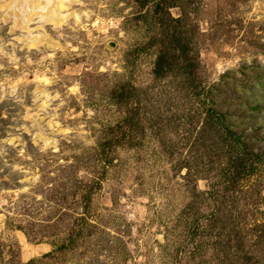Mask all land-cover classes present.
<instances>
[{"label":"rangeland","instance_id":"374dc122","mask_svg":"<svg viewBox=\"0 0 264 264\" xmlns=\"http://www.w3.org/2000/svg\"><path fill=\"white\" fill-rule=\"evenodd\" d=\"M178 3L196 81L252 174L231 182L217 136L199 135L204 99L156 76L153 4L0 0V264H264V0ZM80 186L91 225L45 258L82 225Z\"/></svg>","mask_w":264,"mask_h":264},{"label":"trees","instance_id":"16d2710c","mask_svg":"<svg viewBox=\"0 0 264 264\" xmlns=\"http://www.w3.org/2000/svg\"><path fill=\"white\" fill-rule=\"evenodd\" d=\"M137 2L142 8L145 7V5L153 4L155 9L154 14L150 16L149 13L144 16L141 15V17L143 19L148 18V20H154L155 14L157 13L159 14L158 20L160 19L159 21L162 22L163 25L162 31L160 33L161 51L156 61V76L160 79L166 78L168 76H182L181 78L185 80L182 86L184 89L186 88L188 91H190L188 95H191L192 98H197L198 102L201 101L202 98L204 99L203 102L201 101L203 106L207 105V108L204 109V113L200 111V108L198 109L200 116L203 115V118H200L204 121V124L200 128L199 135L204 139L211 138L212 133L217 136V142H215V144H219L221 155L223 156V154H225L227 156V163H225L222 170H224V172L229 171L230 169L234 170L235 173L233 174L235 176L232 177L231 182L233 184H238L241 179L247 178L252 174L254 167L251 164L257 160V156L251 154L250 152L247 153L246 155L250 159L251 163L248 167L245 166L243 154H245L244 149H246V146L242 140V137L235 134L228 128V126L225 125V114L220 113L212 106H209V104L211 105L209 102V94L211 91L206 89V87H202V85L198 84L196 81V72L200 64L197 62V55H191V52L194 48L191 46V41L188 38V33L185 29V25H187V17L183 13L179 17H174L171 13L173 8H180L178 0H137ZM196 53L198 54V52ZM180 60H182L181 64H179ZM173 68L177 69L178 71L175 72ZM94 191V186H91L90 188H83L80 186L79 189H76L73 193L71 192L73 195L79 194V197L76 199L78 201L73 202V204L76 207V210H81L80 215H77L75 219L76 222H79L82 225L79 226V229L69 230V232L66 233V237L62 241V245H59L58 243L56 245L52 242L54 250L52 253L45 255V258L53 257V253L56 252L58 255V253L60 254L61 252L68 253L70 250L77 249L79 246H77V242L83 235L84 222L88 221V226L91 225L86 212H88V210H90L92 207ZM58 195H60V198L57 197ZM66 195L67 194L65 193L64 188H57L56 195H54V197L56 196L54 204L56 210L54 215L50 216L52 220L56 218V214H58L61 210L66 212V209L62 207L67 205L66 202H63L66 197L68 199V196ZM51 199H54L53 196ZM53 223H58L57 219ZM40 241H42V239ZM38 261V259H33L26 264H36ZM18 264L23 263L18 262Z\"/></svg>","mask_w":264,"mask_h":264}]
</instances>
